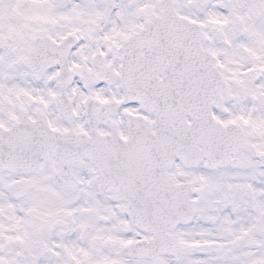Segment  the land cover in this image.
<instances>
[{
    "label": "snow or ice",
    "instance_id": "1",
    "mask_svg": "<svg viewBox=\"0 0 264 264\" xmlns=\"http://www.w3.org/2000/svg\"><path fill=\"white\" fill-rule=\"evenodd\" d=\"M0 264H264V0H0Z\"/></svg>",
    "mask_w": 264,
    "mask_h": 264
}]
</instances>
